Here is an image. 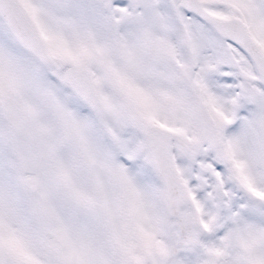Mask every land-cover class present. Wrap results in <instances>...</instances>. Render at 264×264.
<instances>
[{
    "label": "snow or ice",
    "instance_id": "1",
    "mask_svg": "<svg viewBox=\"0 0 264 264\" xmlns=\"http://www.w3.org/2000/svg\"><path fill=\"white\" fill-rule=\"evenodd\" d=\"M0 264H264V0H0Z\"/></svg>",
    "mask_w": 264,
    "mask_h": 264
}]
</instances>
